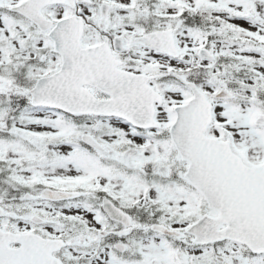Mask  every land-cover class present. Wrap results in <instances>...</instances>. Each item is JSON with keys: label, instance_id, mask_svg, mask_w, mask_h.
Instances as JSON below:
<instances>
[{"label": "snow or ice", "instance_id": "1", "mask_svg": "<svg viewBox=\"0 0 264 264\" xmlns=\"http://www.w3.org/2000/svg\"><path fill=\"white\" fill-rule=\"evenodd\" d=\"M0 264H264V0H0Z\"/></svg>", "mask_w": 264, "mask_h": 264}]
</instances>
